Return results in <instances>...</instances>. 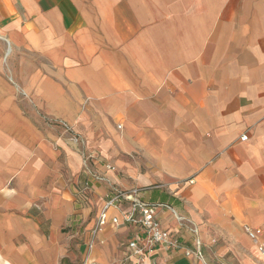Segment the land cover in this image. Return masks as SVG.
I'll use <instances>...</instances> for the list:
<instances>
[{"label": "crops", "instance_id": "1", "mask_svg": "<svg viewBox=\"0 0 264 264\" xmlns=\"http://www.w3.org/2000/svg\"><path fill=\"white\" fill-rule=\"evenodd\" d=\"M112 187L146 264H264V0H0V264H130Z\"/></svg>", "mask_w": 264, "mask_h": 264}, {"label": "built area", "instance_id": "2", "mask_svg": "<svg viewBox=\"0 0 264 264\" xmlns=\"http://www.w3.org/2000/svg\"><path fill=\"white\" fill-rule=\"evenodd\" d=\"M248 138L244 134L241 139ZM90 159L88 156L85 161ZM108 168H112L108 165ZM97 179L100 175L95 176ZM128 205L129 209H125L121 215H115L111 218V222L115 225L121 224H136L141 228V233L137 234L127 242V247L130 253L127 260L130 264H146L148 259L153 260L156 255V250L159 246H169L172 248H180L181 243L175 238L170 230L163 228L159 218V208H171V205L166 202L152 203L142 199L140 190L134 188L132 190H122L118 187H112L105 196V203L99 214V227L106 224L109 220V211L111 208ZM250 237L258 240V248L261 258L264 259V227L257 226L247 228ZM188 252L193 253L198 258H203L202 243L196 239L195 248ZM135 257V261H132Z\"/></svg>", "mask_w": 264, "mask_h": 264}]
</instances>
